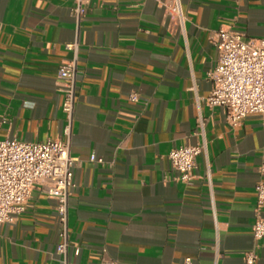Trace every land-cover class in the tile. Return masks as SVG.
Wrapping results in <instances>:
<instances>
[{"label":"crops","instance_id":"obj_1","mask_svg":"<svg viewBox=\"0 0 264 264\" xmlns=\"http://www.w3.org/2000/svg\"><path fill=\"white\" fill-rule=\"evenodd\" d=\"M171 1L89 0L76 22L73 0H0V139L68 140L79 159L68 201L69 244L79 253L70 248L68 264H213L208 169L219 264H245L251 250L264 264V238L251 232L264 114L232 127L222 107L204 101L216 32L264 37V0H180L183 29L164 6ZM62 60L77 69L69 137ZM203 138L194 177L177 180L168 153ZM55 206L42 188L32 190L22 213L0 227V264H59Z\"/></svg>","mask_w":264,"mask_h":264},{"label":"built area","instance_id":"obj_2","mask_svg":"<svg viewBox=\"0 0 264 264\" xmlns=\"http://www.w3.org/2000/svg\"><path fill=\"white\" fill-rule=\"evenodd\" d=\"M72 13L76 22L85 14L89 0H73ZM168 14L177 19L183 29L187 19L180 0H172L164 5ZM217 52L216 63L209 73L212 88L204 100L209 106L222 107L226 122L234 127L248 114H264V37H247L244 33L220 28L213 40ZM71 45H67L70 47ZM77 69L75 61L62 60L57 70V79L63 93L62 111L67 123L64 134L70 136V126L75 104V85ZM138 94L132 92L129 100L138 102ZM200 134H204V119L197 118ZM206 150L203 141L197 145H180L170 150L168 159L176 173V179L184 183L193 177L196 157ZM92 162L102 163L103 159L95 154L89 155ZM79 159L70 153L69 141L47 139L43 142H24L16 138L0 139V227L11 222L22 213L26 202L36 187L44 190L48 197L56 201V213L59 221V241L55 253L59 255V264H68L71 245L68 231V201L75 186L73 172ZM264 175V165L259 168ZM208 185V199L215 229L213 243L214 261L219 264L221 257L217 208L209 169L205 173ZM264 181L255 186V218L251 226L254 239L264 238ZM74 255L78 247L71 248ZM245 264H254L257 258L254 250L244 254ZM104 264H115L105 261ZM182 264H193L186 257Z\"/></svg>","mask_w":264,"mask_h":264}]
</instances>
